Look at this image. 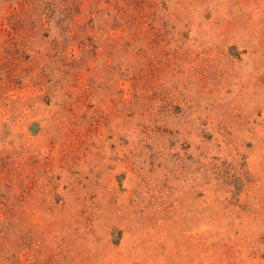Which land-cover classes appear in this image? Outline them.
Segmentation results:
<instances>
[{
	"label": "rangeland",
	"instance_id": "1",
	"mask_svg": "<svg viewBox=\"0 0 264 264\" xmlns=\"http://www.w3.org/2000/svg\"><path fill=\"white\" fill-rule=\"evenodd\" d=\"M0 264H264V0H0Z\"/></svg>",
	"mask_w": 264,
	"mask_h": 264
}]
</instances>
